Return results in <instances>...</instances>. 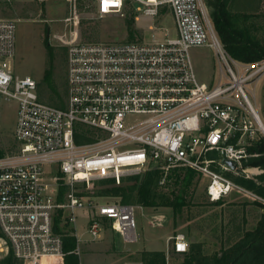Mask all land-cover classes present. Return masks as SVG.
<instances>
[{
  "label": "built area",
  "instance_id": "obj_1",
  "mask_svg": "<svg viewBox=\"0 0 264 264\" xmlns=\"http://www.w3.org/2000/svg\"><path fill=\"white\" fill-rule=\"evenodd\" d=\"M97 2L102 16L130 6L153 17L168 4L176 34L136 43L73 41L64 106L43 101L34 77L16 75L17 25L0 19V105L17 104V150L0 156V252L12 248L23 264L53 257L64 264V234L57 225L71 228L77 237L73 252L80 254L82 210L91 239L99 238L109 221L126 242L137 240L141 206L98 204L80 193L79 184L91 188L97 179H113L120 185L126 174H139L148 165L165 177L182 168L195 170L208 180L205 191L212 202L236 191L264 204L263 197L228 176H255L253 167L243 163L260 126L247 87L264 75V59L253 65L232 59L203 0ZM204 45L223 62V79L211 86L198 79L190 55L192 46ZM54 165L58 173L51 168L49 174L46 167ZM60 185L67 186L63 196ZM189 248L185 234L173 238V252Z\"/></svg>",
  "mask_w": 264,
  "mask_h": 264
},
{
  "label": "rangeland",
  "instance_id": "obj_2",
  "mask_svg": "<svg viewBox=\"0 0 264 264\" xmlns=\"http://www.w3.org/2000/svg\"><path fill=\"white\" fill-rule=\"evenodd\" d=\"M203 1L208 9L214 32L224 44L211 16V8L208 5L211 0ZM97 5V0H0V19L13 20L17 25L13 69L17 76L30 75L39 82V94L43 101L55 106L64 103L67 90V54L73 41L136 43L162 40L176 34L168 4L161 5L159 13L153 17L141 15L130 6H127L123 13L102 16L98 13ZM227 8L231 13V21L243 36L250 41L264 43V0H227ZM224 48L232 59L245 65H253L262 60L245 62L234 57L225 44ZM190 55L201 82L211 86L223 79L220 68L223 62L213 47L192 46ZM46 71L52 74L53 88L44 81ZM254 85L255 82L247 87V95L257 108L264 124V111L259 106L264 77L257 83L255 96ZM16 120L17 104L14 101L2 102L0 148L4 155H10L17 150L14 140ZM257 127L254 139L258 137V133L264 134L259 124ZM151 166L148 165L146 170L151 169L153 167ZM51 168L54 174L58 173L57 165L46 167V171L49 173L48 170ZM132 175L135 173L126 174L120 185L131 184L132 181L127 180V177ZM102 180H95L91 188H84L83 184H79L80 193L98 204L120 202V197L99 194L102 188L117 185L104 183ZM207 182L206 178L199 173L196 174L185 193L181 194L186 204L177 212L172 205L163 204L162 201L153 206L131 203L142 207L136 210L138 238L134 242H126L109 221L105 222L102 235L97 239H91L83 228L86 212L79 211L77 229L79 233L81 232L79 254L81 264L132 262L143 264L141 253L145 250L156 251L155 248L157 251L165 252L169 264H182L184 255L172 251L173 238L176 235L185 234L189 245L199 244L206 254L212 255L218 252L223 244L228 247L231 242L227 241L229 237L235 240L257 225L255 221L248 219V214L254 213V208L252 210L247 206L252 204V200L242 193L233 191L222 199L221 203L214 204L205 191ZM183 184L184 180L181 178L178 181L172 177L167 186L160 191L167 195L171 191L180 193ZM174 199L172 196V201H175ZM3 246L6 245L3 243ZM5 255L6 252H0V258Z\"/></svg>",
  "mask_w": 264,
  "mask_h": 264
},
{
  "label": "trees",
  "instance_id": "obj_3",
  "mask_svg": "<svg viewBox=\"0 0 264 264\" xmlns=\"http://www.w3.org/2000/svg\"><path fill=\"white\" fill-rule=\"evenodd\" d=\"M211 8V16L214 21L215 28L229 49L231 54L239 60L252 62L264 59V43L259 41H250L249 38L243 36L238 27L231 21V13L227 8V0H211L208 2ZM131 33L132 30H131ZM44 81L50 87H54L52 74L46 71ZM61 106H64L62 102ZM79 140V139H77ZM80 141V140H79ZM247 151L250 154L244 161V166L257 167L261 169V173L253 178H247L241 175H233L228 172V176L238 184L254 191L256 194L264 198V134L258 133V137L252 140L247 146ZM0 156H4L3 150L0 148ZM198 174L190 168H182L179 171H174L171 174L165 175L160 169L151 168L143 173L135 174L127 177V180L132 181L129 185H112L102 188L99 191L103 196L120 197L122 203H142L146 206L157 205L160 201L166 205H172L175 211L181 210L186 204L183 197L186 188L192 182L194 176ZM172 177L181 178L184 184L180 193L171 191V195L161 193L160 190L167 186L168 181ZM165 178V183L161 181ZM123 178L122 181H124ZM62 181V179H61ZM104 183H115L113 179H103ZM66 190L65 185H60V195L63 196ZM172 196L175 201H172ZM222 200L212 202L214 204L221 203ZM263 208L262 216L257 222V225L245 234L232 240L231 237L227 240L231 241L228 247L223 244L218 252L212 255L206 254L201 245L192 243L189 251L184 253H176L184 255L182 264H264V204L258 201L252 202ZM59 219H57V223ZM56 229L64 234V251L66 252L64 264H81L80 255L73 252L77 247V237L72 233L71 228L65 226L61 230L59 226ZM141 261L143 264H167L166 254L163 251L145 250L141 253ZM0 264H23L19 260L12 248L3 257L0 258Z\"/></svg>",
  "mask_w": 264,
  "mask_h": 264
},
{
  "label": "crops",
  "instance_id": "obj_4",
  "mask_svg": "<svg viewBox=\"0 0 264 264\" xmlns=\"http://www.w3.org/2000/svg\"><path fill=\"white\" fill-rule=\"evenodd\" d=\"M264 75L261 77L263 78ZM259 78L256 82H255V88H254V95L256 94V88H257V83L258 81L261 79ZM264 111V86L261 90V100H260V105ZM259 113V112H258ZM260 116V114H259ZM260 119H261V116H260ZM262 121V120H261ZM253 171L255 172V175H258L261 173V169L257 168V167H253ZM254 202V201H252ZM259 202V201H258ZM248 207H250L252 210L254 208V213H250L248 214V219L249 220H252V221H255V223L259 222L261 216H262V213H263V208H261L260 206L256 205V204H250V205H247ZM250 216H251V219H250ZM154 250H158L157 248H155ZM45 262H48V264H61L59 262V260H56V259H46L45 261L42 262V264H45Z\"/></svg>",
  "mask_w": 264,
  "mask_h": 264
},
{
  "label": "water",
  "instance_id": "obj_5",
  "mask_svg": "<svg viewBox=\"0 0 264 264\" xmlns=\"http://www.w3.org/2000/svg\"><path fill=\"white\" fill-rule=\"evenodd\" d=\"M259 122H260V126L262 128V131L264 132V125L262 124L261 120H259ZM224 163H226L227 165L231 166L232 168H235L236 167V163L234 161L225 159L224 160Z\"/></svg>",
  "mask_w": 264,
  "mask_h": 264
},
{
  "label": "bare ground",
  "instance_id": "obj_6",
  "mask_svg": "<svg viewBox=\"0 0 264 264\" xmlns=\"http://www.w3.org/2000/svg\"><path fill=\"white\" fill-rule=\"evenodd\" d=\"M260 120H261V119H260ZM261 122H262V121H261ZM262 124H263V122H262ZM263 125H264V124H263ZM46 259H49V258H46ZM46 259L44 258L43 261H45ZM52 259H56V260H58L57 258H54V257H53ZM43 261H42V262H43Z\"/></svg>",
  "mask_w": 264,
  "mask_h": 264
}]
</instances>
